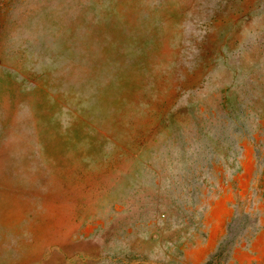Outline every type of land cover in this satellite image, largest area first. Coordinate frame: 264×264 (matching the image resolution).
I'll return each mask as SVG.
<instances>
[{
	"label": "rangeland",
	"instance_id": "rangeland-1",
	"mask_svg": "<svg viewBox=\"0 0 264 264\" xmlns=\"http://www.w3.org/2000/svg\"><path fill=\"white\" fill-rule=\"evenodd\" d=\"M0 264H264V0H0Z\"/></svg>",
	"mask_w": 264,
	"mask_h": 264
}]
</instances>
